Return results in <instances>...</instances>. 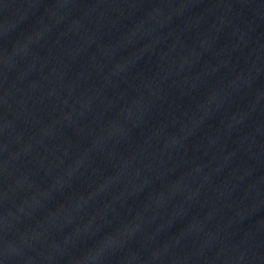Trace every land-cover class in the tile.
Wrapping results in <instances>:
<instances>
[{"label": "water", "instance_id": "1", "mask_svg": "<svg viewBox=\"0 0 264 264\" xmlns=\"http://www.w3.org/2000/svg\"><path fill=\"white\" fill-rule=\"evenodd\" d=\"M0 264H264V0H0Z\"/></svg>", "mask_w": 264, "mask_h": 264}]
</instances>
